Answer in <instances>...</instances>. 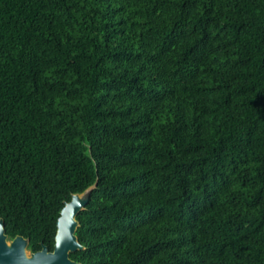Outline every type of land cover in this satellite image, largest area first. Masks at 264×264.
<instances>
[{
    "label": "trees",
    "instance_id": "trees-1",
    "mask_svg": "<svg viewBox=\"0 0 264 264\" xmlns=\"http://www.w3.org/2000/svg\"><path fill=\"white\" fill-rule=\"evenodd\" d=\"M94 181L79 264H264V0H0L5 233Z\"/></svg>",
    "mask_w": 264,
    "mask_h": 264
},
{
    "label": "water",
    "instance_id": "water-1",
    "mask_svg": "<svg viewBox=\"0 0 264 264\" xmlns=\"http://www.w3.org/2000/svg\"><path fill=\"white\" fill-rule=\"evenodd\" d=\"M88 152L91 157L89 147ZM95 185L96 181L82 192L73 193L70 200L64 202L56 220L52 250L45 245L36 252L29 250V239L20 235L10 238L0 218V264H79L69 257L70 253L84 248L75 234L79 225L76 215L83 209Z\"/></svg>",
    "mask_w": 264,
    "mask_h": 264
}]
</instances>
